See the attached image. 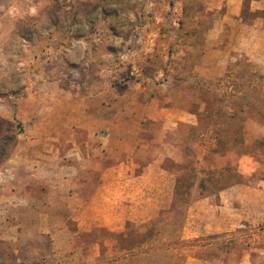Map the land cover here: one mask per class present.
Masks as SVG:
<instances>
[{"label":"rangeland","instance_id":"374dc122","mask_svg":"<svg viewBox=\"0 0 264 264\" xmlns=\"http://www.w3.org/2000/svg\"><path fill=\"white\" fill-rule=\"evenodd\" d=\"M153 99L195 122L142 121L129 156L175 174L169 207L116 232H77L66 214L71 237L54 249L38 209L17 230L1 215L0 264H264V0H0V212L13 175L33 190L58 178L59 153L78 151L62 139L72 124L98 134V151L77 134L83 151L114 152L96 118ZM231 186L242 221L200 233L189 206Z\"/></svg>","mask_w":264,"mask_h":264},{"label":"crops","instance_id":"0c3cea01","mask_svg":"<svg viewBox=\"0 0 264 264\" xmlns=\"http://www.w3.org/2000/svg\"><path fill=\"white\" fill-rule=\"evenodd\" d=\"M141 110L145 111L142 113L143 116ZM84 117V120L95 118L92 115H84ZM147 119L163 123H173L177 120L195 123L178 109L159 106V101L153 99L148 104L136 105V111L124 112L116 120L96 118L98 122L107 126V131L101 133L107 149L112 141L119 145L114 152L105 153L101 150L91 153L82 150L81 140L77 134L85 135L84 143L88 145V150L92 151L99 149L97 146L90 147L98 134L90 132L84 125L76 122L69 127L68 133L64 134L62 139L72 142L74 149L78 151L67 150L59 153L56 174L58 178L50 177L42 188L33 190L18 182L13 175L16 183H13L7 194L1 197L4 198L5 205L0 212V220L6 221V218L11 220L12 224L9 228L17 230L18 223H22L20 212L24 209H38L39 231L49 233L54 249L61 246L59 242L63 238L68 240L71 237L72 233L65 226L66 214L71 215L77 232H88L97 227L116 232L121 231L129 221L146 222L157 216L162 209L171 204L176 179L175 174L161 166V157L142 165L139 171H137L139 165L129 157L136 149L135 143L138 142L137 134L142 121ZM131 127H134L132 132H130ZM116 128L119 129L115 133ZM253 159L243 155L240 159V171L250 173L256 169V161ZM37 162L43 167L47 164L40 159ZM33 169L36 170L25 168L27 178L35 176L38 173L37 169L40 168ZM50 171L54 172V169ZM235 189V186H231L218 190L217 200H212V196L208 194L194 200L188 209L189 212L191 211L188 220L201 227L200 233L232 230L242 221L240 214L235 211L237 210ZM31 191L38 193L33 196ZM53 206L59 209L50 211ZM44 218L51 219L54 224L43 227ZM193 235L197 236L195 232L190 234ZM69 247L70 240L67 241L66 247L62 246L64 249L62 251H66Z\"/></svg>","mask_w":264,"mask_h":264}]
</instances>
